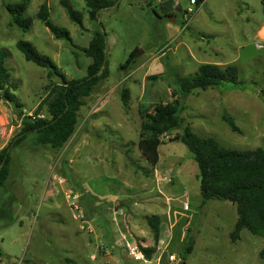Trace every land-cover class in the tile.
I'll return each instance as SVG.
<instances>
[{
    "label": "rangeland",
    "instance_id": "374dc122",
    "mask_svg": "<svg viewBox=\"0 0 264 264\" xmlns=\"http://www.w3.org/2000/svg\"><path fill=\"white\" fill-rule=\"evenodd\" d=\"M18 1L0 0V52L20 105L15 109L0 99V149L19 133L24 117H47L45 99L59 82L24 59L18 40L30 42L68 79L80 80L91 62L82 50L94 31H104L109 77L83 99L76 129L62 147L38 145L30 134L11 148L9 175L0 188V264H97L109 248L118 251L111 248L112 238L154 246L147 215L166 218L172 237L164 252L153 254L163 255L166 264H173L169 255L177 258L175 264H264V237L242 230L230 241L234 204L216 199L202 204L197 165L175 139L188 127L229 149H264V47L254 46L264 39L263 2L203 0L196 6L190 0H152L148 7L146 0H119L91 21L83 0H67L81 15L80 26L60 0H30L24 16L31 25L23 32L5 9ZM44 2L50 22L69 32L70 43L54 39L36 17ZM206 63L235 65L240 88L225 84L180 97L175 77L193 75ZM124 89L126 107L120 98ZM174 99L184 106L182 122L162 137L152 169L138 148L139 109L152 111ZM223 112L240 133L230 130ZM187 241L192 249L182 258ZM121 254L126 264L146 260Z\"/></svg>",
    "mask_w": 264,
    "mask_h": 264
},
{
    "label": "trees",
    "instance_id": "16d2710c",
    "mask_svg": "<svg viewBox=\"0 0 264 264\" xmlns=\"http://www.w3.org/2000/svg\"><path fill=\"white\" fill-rule=\"evenodd\" d=\"M91 21L98 19L102 9L114 7L119 0H83ZM147 6H152V0H146ZM199 6L203 0H193ZM30 0H19L6 5L10 23L25 32L31 25V19L24 16ZM71 22L82 26L81 15L72 10L67 0H60ZM166 15L173 16L167 12ZM36 17L46 27L54 39L70 43L69 32L62 27L53 25L49 20V8L44 2L40 5ZM16 48L24 59L47 70V77H57L58 84L52 85L49 98L45 99L47 117L28 116L22 120L19 133L0 149V188L9 175L10 150L23 142L28 135L34 134L38 145L51 148L62 147L73 135L79 118V111L83 106V99L89 97L94 88L109 77L106 34L96 30L88 46L83 48L85 56L91 59L83 79H68L57 65L47 56L38 53L28 41L18 40ZM177 93L185 97L195 90H207L225 85L228 88H240L239 71L233 64L221 67L217 64L206 63L197 67L193 75L175 77ZM10 84V74L5 67V54L0 52V99L10 103L15 109L20 107L14 101ZM47 96V97H48ZM176 93L174 94V97ZM121 103L124 107L129 101V91L122 90ZM41 106L38 108L40 109ZM184 109L178 99L167 103H157L152 111L139 109L141 118L138 148L152 169L159 161L158 148L162 144V137L176 128L182 122L180 112ZM222 120L230 130L240 133L234 119L223 112ZM176 140L183 143L193 160L198 174L199 192L202 204L216 199L228 201L235 205L237 218L230 232L231 242L239 239L240 232L247 230L252 235L264 237V149L240 151L221 146L213 138L200 137L185 127L183 133L176 136ZM147 175V173H145ZM153 234L154 246H137L146 260H150L156 251L160 235V218L156 215L145 216ZM192 241H187L182 258L190 253ZM0 250V255H1ZM264 254V250L261 251ZM70 263V261H68Z\"/></svg>",
    "mask_w": 264,
    "mask_h": 264
},
{
    "label": "crops",
    "instance_id": "0c3cea01",
    "mask_svg": "<svg viewBox=\"0 0 264 264\" xmlns=\"http://www.w3.org/2000/svg\"><path fill=\"white\" fill-rule=\"evenodd\" d=\"M134 205H137V202H134L133 203ZM141 204V203H140ZM189 210V208L187 209ZM166 218L164 217L162 221H160V235H159V241H158V247H157V251L156 254H159V251L161 250L162 252H164V249H163V244L169 239L171 238V234L169 235V232L167 231V229L164 227V225L166 226ZM121 237H124L125 238V235L124 234H121ZM136 237V236H135ZM126 239V238H125ZM118 240L117 239H111V248L114 247V246H117L119 249L118 251H112L110 248L108 249L109 250V254L105 253L103 255H100L99 257V261L97 264H102V261H105V262H108L110 264H126V263H122V260H120L119 256L118 255H122L121 253L123 252L124 254L126 253L125 251V242H128L127 240ZM115 244V245H114ZM132 245V244H131ZM141 245V244H140ZM166 245V244H165ZM142 246V245H141ZM166 246H169V244H167ZM145 247V246H144ZM117 253V254H116ZM155 254V253H154ZM126 255V254H125ZM127 256V255H126ZM113 257V258H112ZM127 257H132V256H127ZM133 258V257H132ZM134 259V258H133ZM163 255L159 256V257H156L155 255L152 256V258L150 260H143V264H147V263H155V264H166V261L163 260ZM134 261H137L134 259ZM138 261H141V260H138Z\"/></svg>",
    "mask_w": 264,
    "mask_h": 264
},
{
    "label": "built area",
    "instance_id": "2783aa9c",
    "mask_svg": "<svg viewBox=\"0 0 264 264\" xmlns=\"http://www.w3.org/2000/svg\"><path fill=\"white\" fill-rule=\"evenodd\" d=\"M264 4V0H261ZM190 3L194 4L193 0H190ZM190 10H188L189 12ZM185 16V15H184ZM256 49H261L264 47V39H260L258 40L255 44H254ZM184 210L188 209L187 204H185L183 206ZM126 244L125 246V250L127 251L128 255L132 256L135 260H140V259H144L143 255L140 253V251L138 250V247L136 245L132 246L131 244H129V242H125ZM101 250H104V246L101 245ZM91 259H94V257H92ZM168 260L175 264L177 261V258L174 255H169Z\"/></svg>",
    "mask_w": 264,
    "mask_h": 264
},
{
    "label": "water",
    "instance_id": "95a60500",
    "mask_svg": "<svg viewBox=\"0 0 264 264\" xmlns=\"http://www.w3.org/2000/svg\"><path fill=\"white\" fill-rule=\"evenodd\" d=\"M169 19H171V18L169 17ZM136 55H138V54H136Z\"/></svg>",
    "mask_w": 264,
    "mask_h": 264
}]
</instances>
